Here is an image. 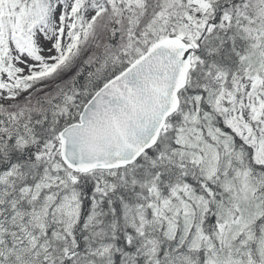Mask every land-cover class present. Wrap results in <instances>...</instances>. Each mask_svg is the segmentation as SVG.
Masks as SVG:
<instances>
[{"label": "snow or ice", "instance_id": "1", "mask_svg": "<svg viewBox=\"0 0 264 264\" xmlns=\"http://www.w3.org/2000/svg\"><path fill=\"white\" fill-rule=\"evenodd\" d=\"M0 264H264V0H0Z\"/></svg>", "mask_w": 264, "mask_h": 264}]
</instances>
